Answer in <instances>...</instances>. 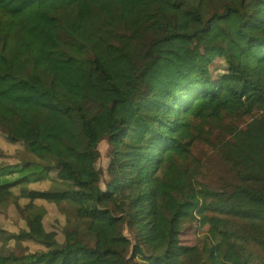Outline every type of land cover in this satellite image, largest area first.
<instances>
[{"label": "trees", "instance_id": "1", "mask_svg": "<svg viewBox=\"0 0 264 264\" xmlns=\"http://www.w3.org/2000/svg\"><path fill=\"white\" fill-rule=\"evenodd\" d=\"M95 262L264 264V0L0 5V264Z\"/></svg>", "mask_w": 264, "mask_h": 264}, {"label": "rangeland", "instance_id": "2", "mask_svg": "<svg viewBox=\"0 0 264 264\" xmlns=\"http://www.w3.org/2000/svg\"><path fill=\"white\" fill-rule=\"evenodd\" d=\"M34 1L37 0H0V5L4 7L10 14L17 15ZM97 149L99 155L96 166L98 169H105L108 164L107 141L105 139H102L99 142ZM196 150L201 155L200 158L202 165L197 180L202 188H205L206 192H208L206 187H208L209 185L221 184L223 180L228 178L226 166L215 156V149H209L204 145L197 144ZM194 219L197 220V236L201 237L203 234H205V232L202 231V219L197 215H195ZM91 264H100V262Z\"/></svg>", "mask_w": 264, "mask_h": 264}]
</instances>
